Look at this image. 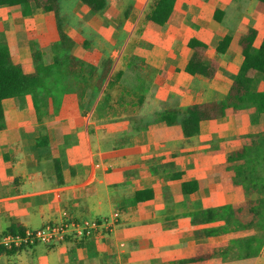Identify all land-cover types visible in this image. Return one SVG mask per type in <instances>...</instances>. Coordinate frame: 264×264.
<instances>
[{
	"label": "crops",
	"instance_id": "crops-1",
	"mask_svg": "<svg viewBox=\"0 0 264 264\" xmlns=\"http://www.w3.org/2000/svg\"><path fill=\"white\" fill-rule=\"evenodd\" d=\"M125 1L108 0V3L117 10L115 14L129 11L130 20L136 0H128L133 5H124ZM194 1L178 0L177 10L184 15L181 25L163 27L180 30L178 36L168 35L165 42L159 38H150L147 43L142 38L136 41L133 32L139 23L137 18L124 44L112 50L113 70L123 69L125 81H131L133 86H137L136 75L124 66L132 45V55L144 61L155 75L160 72L167 75L165 67L175 63L177 54L183 59L169 76L166 95L152 90L148 86L151 80L146 78L147 94L137 116L149 126L129 141L123 140L131 125L129 119L110 122L94 117L99 97L90 112L83 114L78 96L67 95L58 117L51 121L38 119L30 96L3 100L0 236L9 233L13 226L25 231L60 223L65 212L79 219L115 222L100 237L2 251L0 264H187L188 254L195 246L264 236L255 232L198 238L194 233L204 226L193 228L190 217L193 212L235 202L233 195L224 193L220 176L212 168L223 163L227 151L241 145L243 137L261 131L264 114L242 111L204 122L200 134L193 138H185L175 126L155 122L156 114L168 107L185 108L227 96L243 56L233 49L223 56L216 55L224 37L254 28L258 31L256 46L264 39L261 29L264 15L256 10L257 0H249L248 8H244L245 0H196L193 4ZM217 9L225 13L221 23L214 20ZM28 10L29 14H25L20 7H0V43L6 44L18 62L27 67H32L37 51L50 64L53 46L59 41L56 16L34 5ZM60 14L66 33L79 46L102 31L101 16L92 14L81 0H64ZM66 14L70 16L68 19L64 17ZM191 19L194 33L185 38L181 34L188 29ZM114 20L125 21L120 17ZM114 20L109 19V24L118 25ZM195 35L209 46V55L219 61L220 69L211 81L185 72L190 57L188 43ZM215 38L211 53L209 41ZM85 61L93 63L94 58ZM259 91H264V83ZM164 98L170 104H163ZM170 163L174 168L167 166ZM175 173L181 174V178L171 179ZM188 181H197L199 188L184 195L181 186ZM147 189L153 191V198L136 203V192ZM210 264L227 263L216 258ZM229 264H264V246L259 257Z\"/></svg>",
	"mask_w": 264,
	"mask_h": 264
},
{
	"label": "trees",
	"instance_id": "trees-1",
	"mask_svg": "<svg viewBox=\"0 0 264 264\" xmlns=\"http://www.w3.org/2000/svg\"><path fill=\"white\" fill-rule=\"evenodd\" d=\"M64 0H0L1 6L20 7L25 14L34 5L44 12L56 16L59 41L53 46V62L46 64L41 51L33 55L32 67L18 62L8 46L0 43V130L5 128V113L2 102L9 98L30 96L40 121H51L59 115L67 95L78 96L83 114L90 112L99 97L94 117L117 122L129 119L130 127L123 140L129 139L146 130L148 124L137 116L146 98V80L140 76L148 66L139 57L126 54L125 68L131 70L138 81L137 86L125 81L123 69L113 70L110 58L98 66L82 59L78 52L87 49L88 43L79 46L65 31L60 14ZM92 14L108 13V0H81ZM178 0H152L145 18L159 27L172 25L179 27L184 19L177 10ZM257 12L264 15V0H257ZM111 12V11H110ZM225 13L217 9L214 20L221 23ZM125 18L129 11L124 13ZM258 31L248 28L234 36L227 35L218 44L216 55L223 56L234 50L243 56V62L225 98L219 101L193 104L185 108L168 107L155 116L156 123L177 127L185 138H193L201 132L202 123L222 119L247 111L264 114V91L257 89L261 78L264 79V39L256 46ZM188 48L190 57L185 72L193 77L213 80L220 69L219 61L209 55V46L198 36H192ZM130 56V57H129ZM126 62V63H125ZM149 68V67H148ZM90 90V92H89ZM39 144V142H38ZM41 145V143H40ZM167 166L174 168V164ZM212 172L220 176L226 195H233L235 202L221 207H208L190 214L195 235L198 238H211L220 235L263 233L264 235V126L261 131L242 138L241 145L227 151L223 163L214 165ZM181 174L170 178L177 180ZM182 193L191 195L199 186L197 181L182 183ZM152 190L137 191L135 202L141 203L153 198ZM9 233L22 232L13 226ZM264 246V236L229 240L224 244H202L193 247L187 264H210L214 259L249 261L259 257ZM17 249L2 251L14 252Z\"/></svg>",
	"mask_w": 264,
	"mask_h": 264
},
{
	"label": "rangeland",
	"instance_id": "rangeland-1",
	"mask_svg": "<svg viewBox=\"0 0 264 264\" xmlns=\"http://www.w3.org/2000/svg\"><path fill=\"white\" fill-rule=\"evenodd\" d=\"M132 1H128L126 0L125 4H132L130 3ZM152 0H136L135 1V5H134V10H133V14H131L130 20H128V17L125 18L124 13L122 14L118 13L115 14V12L117 11L110 3L109 4V8L110 11L108 13H102L99 14L101 16V18L103 19V26H102V31L101 33L94 37L91 41L89 40L88 42L86 41V43H88V47L87 49H81L78 52V55L86 60L88 57L89 58H94V64L95 65H99L104 59L110 58V55L112 54V50H114V48H118V46H122V44H124V42L126 41V39L128 38L130 32L132 31V28L134 26L135 21L137 20V18H139V23L137 28L134 30L133 32V37L134 39L137 41L138 39L142 38V41H144L145 43L150 41V38H152V40H156L157 38H159L160 41L165 42L166 39L165 37L172 36V37H176L179 35V31L180 30H175L172 28H168V27H159V26H154L153 24H151L150 22H148L145 18L146 14L149 12L150 10V5H151ZM196 0L194 1L193 4H196ZM250 4V1L248 0V2L245 0L244 8H248ZM124 7V6H123ZM126 6L123 8L125 9ZM63 11H64V5L62 7ZM254 9V6H252L251 10ZM139 16V17H137ZM65 19H68L70 16L68 14H66V16H64ZM121 18V21L125 20L123 23H120L119 20H114V18ZM109 19H113L116 23L118 22V25L115 24L114 22H112L111 24H109L110 22L108 21ZM128 20V21H127ZM108 21V22H107ZM120 23V24H119ZM188 29H184V31L182 32L181 35L188 37L189 35L194 33L193 30V26H192V19L188 20ZM190 25V26H189ZM262 26V31L264 33V21L261 23ZM174 30L175 34L172 35V31L170 30ZM84 37V36H83ZM85 38V37H84ZM155 38V39H154ZM93 42L94 45H91V43ZM216 42V38L212 39V41H209L210 44V52L213 53L214 52V44ZM132 49H128L127 54L128 55H132V50H133V45L131 46ZM129 56V57H130ZM177 56H180L179 54H177ZM175 57V63L170 65H167L165 67V72L167 75L162 74V72H160L159 74L155 75V73L152 71L151 68H145L144 71L141 72L140 76L144 77L145 80L150 79V83H149V87L152 88V90H154L155 92H162L163 94L165 92H167L166 87H168L170 85L171 82V77L170 74L173 73L174 71V66L180 65V63L182 62L183 59L179 58V57ZM115 58L116 60L119 58V53L115 54ZM126 63V62H125ZM126 71L131 72V74H133V72L129 69L126 68ZM138 76V75H136ZM131 82V81H129ZM132 83V82H131ZM264 83V79L261 78L257 84V89L259 90L260 85ZM136 84H138V81H136ZM225 84V83H223ZM166 95V94H164ZM162 101V100H161ZM163 104H170V101H167L166 98L163 99ZM164 105V106H166ZM235 263L237 262V260L235 259H228V260H223L224 263H231V262Z\"/></svg>",
	"mask_w": 264,
	"mask_h": 264
},
{
	"label": "built area",
	"instance_id": "built-area-1",
	"mask_svg": "<svg viewBox=\"0 0 264 264\" xmlns=\"http://www.w3.org/2000/svg\"><path fill=\"white\" fill-rule=\"evenodd\" d=\"M64 216V220L60 223H49L39 229L1 235L0 247L23 249L37 244L53 246L70 239L100 237L109 232L115 222L112 219H79L68 212H65ZM117 216L118 214L115 215Z\"/></svg>",
	"mask_w": 264,
	"mask_h": 264
}]
</instances>
